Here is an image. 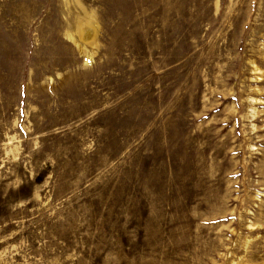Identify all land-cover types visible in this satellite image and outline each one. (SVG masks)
<instances>
[{
  "label": "rangeland",
  "instance_id": "rangeland-1",
  "mask_svg": "<svg viewBox=\"0 0 264 264\" xmlns=\"http://www.w3.org/2000/svg\"><path fill=\"white\" fill-rule=\"evenodd\" d=\"M0 264H264V0H0Z\"/></svg>",
  "mask_w": 264,
  "mask_h": 264
}]
</instances>
